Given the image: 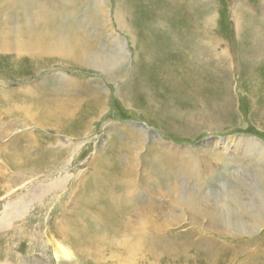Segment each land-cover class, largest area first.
<instances>
[{
	"label": "rangeland",
	"instance_id": "374dc122",
	"mask_svg": "<svg viewBox=\"0 0 264 264\" xmlns=\"http://www.w3.org/2000/svg\"><path fill=\"white\" fill-rule=\"evenodd\" d=\"M262 11L264 0H0V264H264L257 247L225 252L264 228L207 237L210 217L181 199L227 217L261 208L264 57L250 65L246 35L248 24L264 41ZM61 39L77 43L73 59ZM57 105L68 116L50 124Z\"/></svg>",
	"mask_w": 264,
	"mask_h": 264
},
{
	"label": "bare ground",
	"instance_id": "6f19581e",
	"mask_svg": "<svg viewBox=\"0 0 264 264\" xmlns=\"http://www.w3.org/2000/svg\"><path fill=\"white\" fill-rule=\"evenodd\" d=\"M99 1V0H98ZM101 1H103V0H101ZM65 2V1H64ZM189 2V1H188ZM191 3V2H190ZM101 5V4H100ZM124 7H127V8H129V6L127 5V3L125 2L124 4ZM122 6V5H121ZM104 7V6H103ZM103 7H102V9H101V12H103ZM105 9V8H104ZM49 12V11H48ZM98 14L99 13H96V19H98ZM89 15V14H88ZM102 16V15H101ZM41 17V16H40ZM123 17V16H122ZM92 18V17H91ZM94 18V17H93ZM100 18V17H99ZM211 18V17H210ZM240 18V17H239ZM39 19H41V18H39ZM257 18H255V20H256ZM91 20V19H90ZM94 20V19H93ZM30 22V21H29ZM29 22H27L28 23V25H29ZM206 22V24H208L207 23V21H205ZM91 23V22H90ZM203 23V22H202ZM260 23L262 24V26H264V11H262V18H261V20H260ZM204 25H205V23H203ZM239 28L242 30L241 32H243V25H242V22L240 21L239 23ZM30 25H31V23H30ZM102 25V24H101ZM41 26V25H40ZM104 26V25H103ZM261 26V25H260ZM205 27V26H204ZM247 27H249V29H248V31H247V38H249V40H248V44L250 45V47L249 48H252L251 49V53L252 54H250L251 56H249L250 57V60H249V62L251 63L250 65H254L257 61H258V59L260 58V57H264V41H260L259 42V35H257V33H256V30H255V28L253 27V26H248V24H247ZM29 28V27H28ZM31 28V27H30ZM105 28V27H104ZM260 28V27H259ZM106 29V28H105ZM147 29V28H146ZM263 29V28H262ZM47 30V29H46ZM260 30V29H259ZM258 30V31H259ZM44 31V30H43ZM30 32H31V30H30ZM58 32V31H57ZM68 32V31H67ZM66 32V33H67ZM72 32H74V31H72ZM261 33H263V31L261 32ZM32 34V33H31ZM23 35V34H22ZM29 35V34H28ZM35 35V34H34ZM59 35V34H58ZM75 35H76V33H75ZM78 35H80V33L78 34ZM262 35V34H261ZM263 35H264V33H263ZM30 36V35H29ZM62 36V35H61ZM254 36V37H253ZM35 37V36H34ZM41 33H38L37 34V36L34 38V40L33 41H35V43L39 46V47H43L44 45V43L41 41ZM47 38V37H46ZM67 38V37H66ZM66 38H64V39H66ZM260 38H262V39H264V37H260ZM28 39V38H27ZM64 39H61L58 43H56V52L58 53V52H61V54L64 56V58L65 59H73V57H74V54H73V48H75L76 46H74V45H76L77 43H75L73 46H69V48H67L68 46H67V42L64 40ZM68 41V40H67ZM25 42V41H24ZM55 42V41H54ZM49 43V42H48ZM258 43H260L261 45H262V48H261V50L258 52V53H256V49H257V46H259V44ZM30 44H31V42H30ZM54 44V43H53ZM52 44V45H53ZM22 45H23V43H22ZM24 46H25V44H24ZM37 46V47H38ZM50 46V45H49ZM30 48H32V47H30ZM48 48V47H47ZM20 49V48H19ZM37 53V52H36ZM61 55V56H62ZM80 55V54H79ZM85 55V54H84ZM58 57H59V55H58ZM79 60V59H78ZM77 60V61H78ZM76 61V62H77ZM103 62H105V61H103ZM79 63V62H78ZM101 64V63H100ZM97 65H98V63H97ZM107 65V64H106ZM109 65V64H108ZM96 67V66H95ZM108 67V66H107ZM105 68V67H104ZM116 71V70H115ZM119 71V70H118ZM112 72V71H111ZM118 74H119V72H117ZM116 73V74H117ZM115 74V73H114ZM114 74H113V76H114ZM115 74V76H117ZM111 78H113V77H111ZM54 85V84H53ZM88 85V84H87ZM52 86V85H51ZM63 86V85H62ZM65 88V87H64ZM68 88H70V87H68ZM73 88V87H72ZM92 89V88H91ZM95 89V88H94ZM50 90V89H49ZM80 90H83V91H85V93H95L94 91H92V90H88V89H84V87H83V89H80ZM55 91H57L56 89H55ZM62 91V90H61ZM71 92V91H70ZM78 92H80V91H78ZM60 93H62V92H60ZM72 93V92H71ZM58 92H56V96L58 97ZM61 95V94H60ZM80 96V95H79ZM78 96V97H79ZM103 96V95H102ZM93 97V96H92ZM100 95L98 96V94H97V96H95V101H94V103H97V101H98V99H100V98H102V97H100ZM94 98V97H93ZM92 98V99H93ZM56 98H54L53 100H55ZM90 99V98H89ZM103 99V98H102ZM69 100V99H68ZM99 102V101H98ZM71 103V102H70ZM55 104H56V102H55ZM66 103H64V105H65ZM83 105H84V103H82ZM86 104V103H85ZM91 105V104H90ZM95 105V104H94ZM96 106V105H95ZM62 106L61 105H57L56 106V109L54 110V108H53V113H49L48 114V116H47V122L48 123H55V124H58L62 119H64V120H66V117L68 116V113H66L65 111H63L62 110V108H61ZM85 107V106H84ZM88 107V106H87ZM80 108V107H79ZM78 108V109H79ZM69 110V109H68ZM86 110V109H85ZM84 110V111H85ZM88 110V109H87ZM82 111V110H81ZM68 112V111H67ZM86 112H88V111H86ZM77 113V112H76ZM69 114H71L70 112H69ZM74 114V113H73ZM82 114V113H81ZM86 114H88V113H86ZM85 114V115H86ZM77 116V115H76ZM74 117V116H73ZM83 117L85 118V116L83 115ZM89 117V116H88ZM80 118V117H79ZM74 119V118H73ZM86 119V118H85ZM77 120V119H76ZM84 121V120H83ZM68 123H69V121H67ZM85 123V122H84ZM90 124V123H89ZM80 131H82V130H80ZM86 132V131H85ZM5 134V133H4ZM139 137V136H138ZM133 139H135V138H133ZM138 140H140V139H138ZM225 145V144H224ZM54 160V159H53ZM263 177V176H262ZM59 184V183H58ZM56 185V184H55ZM63 185V184H62ZM59 186V185H58ZM237 186V185H236ZM56 187H57V185H56ZM60 187V186H59ZM58 187V188H59ZM207 187V186H206ZM235 188H237V187H235ZM53 189H57V188H53ZM240 189H242V188H240ZM43 190V189H42ZM45 190V189H44ZM52 190V189H51ZM245 190V189H244ZM243 190V191H244ZM256 192H255V194H256V196H257V198L260 200V206H261V208L258 210V208H256V209H253V208H248V207H245V213L244 214H238V215H232V217H227L226 215L225 216H220L219 215V213H214V212H210V211H208V210H210V207H211V205H209L208 204V202H210L209 200H207L206 201V204H208L207 205V207L204 209V207H202V208H200L199 206H196L195 204H192L191 203V200H190V196L189 195H187V194H184V196L181 198V199H183L184 201H185V203L187 204V205H189L190 207H192L191 209H194L196 212V215H201V216H203V217H205V216H208V218L210 217V220H209V226H206V228H202V231H203V235H212V236H217L218 234L220 235V234H226V235H228L229 237H232V235L233 234H231L230 233V231L229 230H227V229H229V227H236V229L234 230V231H236L237 233H239L240 235H249V233H250V231H257V229H262V228H264V181L261 179L260 180V182L258 183V185H257V188H256V190H255ZM44 192V191H43ZM51 192V191H50ZM239 192V191H238ZM38 193V192H37ZM40 193H42V192H39V194L38 195H40ZM242 193V192H241ZM208 194V193H207ZM234 192L231 194V196H232V200H235L236 198H235V196H234ZM42 195H44V196H46V194H42ZM41 196V195H40ZM43 196V197H44ZM35 197H39V196H35ZM42 197V198H43ZM236 197H238V196H236ZM239 198H240V196H239ZM238 198V199H239ZM35 198H33L32 199V201L34 200ZM208 199V198H207ZM237 199V200H238ZM26 200V199H25ZM28 200V199H27ZM36 200V199H35ZM34 200V203L38 200H36L35 201ZM39 200H40V198H39ZM182 200V201H183ZM193 200V199H192ZM195 200V199H194ZM240 200V199H239ZM179 201V200H178ZM18 203H20L19 201H17ZM16 202V203H17ZM38 202V201H37ZM195 202V201H194ZM16 203H15V205H16ZM17 203V206L19 205ZM25 203H26V201H25ZM24 203V204H25ZM236 203H238V204H242L241 202H239V201H236ZM156 204V203H155ZM15 205H13L14 207H15ZM125 207H124V209L126 208V210L128 209V207H130L129 205H126V204H123ZM148 205H150V204H148ZM147 205V206H148ZM186 205V206H187ZM17 206H16V208H17ZM24 206H27V205H24ZM23 205H22V207L20 208V211H22V210H24L25 209V207H24ZM185 206V207H186ZM201 206V205H200ZM242 206H243V204H242ZM137 207V206H136ZM140 207V206H139ZM214 207V206H213ZM13 208V207H12ZM11 208V209H12ZM28 208V207H27ZM140 208H144V207H140ZM139 208V209H140ZM212 208V207H211ZM39 209V208H38ZM149 209L150 210H152L150 207H149ZM244 209V208H243ZM14 210V209H13ZM141 210V209H140ZM143 210V209H142ZM144 210L146 211V209L144 208ZM148 210V209H147ZM149 210V211H150ZM193 210V211H194ZM212 211H213V209H211ZM8 211V210H7ZM10 211V210H9ZM20 211H18L19 213H20ZM13 213H14V211H12ZM7 213V212H6ZM11 213V212H10ZM130 213L131 214H133L132 213V211H130ZM146 213V214H145ZM144 214L145 215H147V213L148 212H145ZM26 214V213H25ZM129 214V213H128ZM143 214V215H144ZM14 215H16V214H14ZM13 214H8L7 213V215L3 218L5 221H10L11 219H12V216H14ZM150 215H152L151 213H150ZM164 215V214H163ZM21 216V215H20ZM24 216V215H23ZM139 216H141V215H136V220L137 219H139L138 221L139 222H141L140 221V218H139ZM16 217H18V215L16 216ZM152 217V216H151ZM21 218V217H20ZM142 218V217H141ZM144 218V217H143ZM142 218V219H143ZM206 218V217H205ZM16 219V218H15ZM149 219H150V216H149ZM146 220H147V217H146ZM152 220V219H151ZM13 221H14V219H13ZM137 221V222H138ZM148 221V220H147ZM150 221V220H149ZM166 221V220H165ZM165 221H163V223H159L158 225L159 226H161V229H165L166 227H167V225L165 224L166 222ZM248 221H250L251 223V225H250V227H248V223H246V222H248ZM144 222V221H143ZM146 222V221H145ZM155 221H151L150 223H154ZM9 223V222H8ZM245 223L247 224V226L245 225ZM145 224V223H144ZM156 224V223H155ZM135 225V224H134ZM148 225V224H147ZM150 225V224H149ZM148 225V226H149ZM85 226V225H84ZM145 226V225H144ZM159 226H158V228H159ZM139 227V226H138ZM143 227V226H142ZM136 228V227H135ZM140 228V227H139ZM149 228V227H148ZM201 228V227H200ZM132 230V229H131ZM233 230V229H232ZM86 231V230H85ZM133 232H134V230H133ZM202 233V232H201ZM130 234V233H129ZM238 234V235H239ZM253 234V233H252ZM251 235V234H250ZM212 236H210L211 238H212ZM234 236V235H233ZM208 237V236H207ZM226 237V236H225ZM238 237V236H237ZM239 238V237H238ZM234 239H235V237H234ZM256 240V239H255ZM69 241V240H68ZM250 242H245V244H241V243H239L238 245H236V246H231L230 247V249L229 250H227V251H225L227 254H229V255H226V260L227 261H229L232 257L233 258H235V257H239V256H243L244 254H247V253H249L250 251H249V249L250 248H254V247H257V248H259V250L257 249V251H256V254H258L259 252H261L260 254H264V250H262V248L264 249V236L260 239V241L258 242V243H255L254 242V240H249ZM102 242H103V240H102ZM249 243H254V244H249ZM75 244H77V243H75ZM132 244H133V242H132ZM77 245H79V244H77ZM126 246V245H125ZM124 246V247H125ZM130 246V245H129ZM136 246V245H135ZM131 248V247H130ZM261 248V249H260ZM56 249V248H55ZM55 249H54V251H55ZM132 250H133V248H132ZM127 251H129V250H127ZM132 252V251H131ZM134 252H136V251H134ZM224 252V251H223ZM254 252V251H253ZM56 257H58L60 254H62L63 256H67L68 255V252L65 250V248H63V247H61V246H59V249H57L56 250ZM131 254V253H130ZM132 255H136V253H133L132 252ZM131 256V255H130ZM250 256V255H249ZM131 257H133V256H131ZM254 257V256H253ZM247 258H248V256H247ZM261 258V257H260ZM133 259V258H132ZM246 259V258H245ZM263 260V259H262ZM248 261V260H247ZM245 262V263H250V262H256V259H255V257L254 258H250L249 259V261L250 262ZM264 261V260H263ZM259 262V261H258ZM244 263V262H243ZM240 264H242V263H240ZM260 264H263V262H260Z\"/></svg>",
	"mask_w": 264,
	"mask_h": 264
},
{
	"label": "trees",
	"instance_id": "16d2710c",
	"mask_svg": "<svg viewBox=\"0 0 264 264\" xmlns=\"http://www.w3.org/2000/svg\"><path fill=\"white\" fill-rule=\"evenodd\" d=\"M240 104H241V108H243V111L246 112V110H245L246 109V104H244L243 99L240 101ZM112 111H115L114 113H118V112L121 113L119 106L115 102L112 103ZM250 131L254 132L252 129ZM257 136L261 137V138H264V135L262 133H257Z\"/></svg>",
	"mask_w": 264,
	"mask_h": 264
}]
</instances>
